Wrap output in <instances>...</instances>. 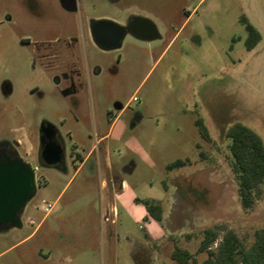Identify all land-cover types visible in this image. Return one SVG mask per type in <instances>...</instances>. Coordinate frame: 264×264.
<instances>
[{
    "label": "rangeland",
    "instance_id": "374dc122",
    "mask_svg": "<svg viewBox=\"0 0 264 264\" xmlns=\"http://www.w3.org/2000/svg\"><path fill=\"white\" fill-rule=\"evenodd\" d=\"M241 16L261 34L252 49ZM136 17L157 36L127 32L106 50L92 41L93 20ZM62 43L78 57L74 89ZM235 122L264 144V0H0V142L35 179L19 225L0 230V264H181L173 247L195 252L214 224L250 243L264 228V194L240 206L224 137ZM43 126L60 138L56 165L41 159ZM177 159L190 164L167 170ZM137 199L163 206L159 238Z\"/></svg>",
    "mask_w": 264,
    "mask_h": 264
},
{
    "label": "trees",
    "instance_id": "16d2710c",
    "mask_svg": "<svg viewBox=\"0 0 264 264\" xmlns=\"http://www.w3.org/2000/svg\"><path fill=\"white\" fill-rule=\"evenodd\" d=\"M245 31V46L252 49L260 41V32L245 17L241 16ZM201 136L211 141L205 125L200 118L195 120ZM229 140V166L237 184L240 206L251 210L264 194V144L261 137L246 125L235 122L224 131ZM200 158L206 154L199 152ZM185 159H177L166 165L167 170L189 165ZM145 207L147 215L161 222L164 208L159 201L137 199ZM148 216L145 217L148 219ZM221 233V236H220ZM201 239L195 252L174 246L170 257L181 264H264V228L253 232V239L247 243L246 236H239L234 230L214 224L201 231ZM191 237V234H186ZM205 252L206 257L200 263L196 260L198 253Z\"/></svg>",
    "mask_w": 264,
    "mask_h": 264
},
{
    "label": "water",
    "instance_id": "95a60500",
    "mask_svg": "<svg viewBox=\"0 0 264 264\" xmlns=\"http://www.w3.org/2000/svg\"><path fill=\"white\" fill-rule=\"evenodd\" d=\"M66 9H74L76 0H61ZM131 32L139 38H155L157 30L148 19L136 17L130 22V27L123 26L113 20L96 19L91 22L90 33L93 42L101 49L119 47L123 36ZM42 139L47 141L41 148V158L45 164L60 163L63 150L60 144L51 140L55 133L51 126L41 128ZM35 193L34 169L20 157L0 161V230L19 225V214L25 203Z\"/></svg>",
    "mask_w": 264,
    "mask_h": 264
},
{
    "label": "flooded vegetation",
    "instance_id": "af4514ba",
    "mask_svg": "<svg viewBox=\"0 0 264 264\" xmlns=\"http://www.w3.org/2000/svg\"><path fill=\"white\" fill-rule=\"evenodd\" d=\"M123 26L130 27V23L129 24L126 23ZM89 31H90V29H89ZM90 35H91V33H90ZM91 38H92V36H91ZM92 41H93V39H92ZM44 44L41 45L40 52H38V61L41 64H46V63H44L42 61L43 59H45L47 57V54L42 52V51L45 50V48H42ZM51 44L52 43H50V45ZM53 44L55 45L56 43H53ZM59 44H61V43L59 42L57 45H59ZM62 44H64L67 47V50L70 52V56L72 57L71 60H70L69 65L66 67L67 70H63L62 75H63L65 81L68 83V85L74 89V87H76V86H78L80 84L79 83L80 70H79L78 63H77L78 57L76 56L75 51L71 48L69 43H62ZM115 48H118V47H115ZM42 140H43V143H45L47 141L46 139H42ZM51 140L53 142H55L57 144H60L62 146L60 138H59V136H58L56 131L52 135ZM40 153H41V151H40ZM17 157H19L18 152L16 151V149L9 142H6V141H1L0 142V161L1 162H7V161H10V160L16 159Z\"/></svg>",
    "mask_w": 264,
    "mask_h": 264
},
{
    "label": "crops",
    "instance_id": "0c3cea01",
    "mask_svg": "<svg viewBox=\"0 0 264 264\" xmlns=\"http://www.w3.org/2000/svg\"><path fill=\"white\" fill-rule=\"evenodd\" d=\"M144 210H145V213H146L145 215H147L145 207H144ZM163 215H164V213H163ZM148 221H149V224H151V227H152L151 230H150L151 237L153 239L159 238L162 235V231H161L160 227L158 226L159 223L156 222L155 220H153L152 218H150L149 216H148ZM48 254L49 253L45 254V256H48ZM142 257L144 258L145 256H143V254H142ZM141 264H143V263L141 262Z\"/></svg>",
    "mask_w": 264,
    "mask_h": 264
},
{
    "label": "built area",
    "instance_id": "2783aa9c",
    "mask_svg": "<svg viewBox=\"0 0 264 264\" xmlns=\"http://www.w3.org/2000/svg\"><path fill=\"white\" fill-rule=\"evenodd\" d=\"M131 100H135V97L133 96L131 98ZM49 210V207H45V211H48ZM114 216H115V209L114 207L111 208V218H110V222H113L114 221ZM105 220H109L108 217H105Z\"/></svg>",
    "mask_w": 264,
    "mask_h": 264
}]
</instances>
